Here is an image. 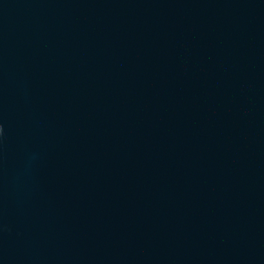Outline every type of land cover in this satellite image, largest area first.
Returning a JSON list of instances; mask_svg holds the SVG:
<instances>
[{"label":"water","instance_id":"water-1","mask_svg":"<svg viewBox=\"0 0 264 264\" xmlns=\"http://www.w3.org/2000/svg\"><path fill=\"white\" fill-rule=\"evenodd\" d=\"M0 264H264V0H0Z\"/></svg>","mask_w":264,"mask_h":264}]
</instances>
